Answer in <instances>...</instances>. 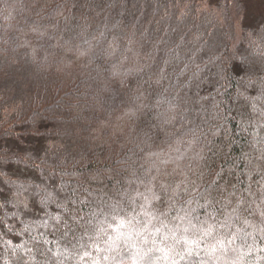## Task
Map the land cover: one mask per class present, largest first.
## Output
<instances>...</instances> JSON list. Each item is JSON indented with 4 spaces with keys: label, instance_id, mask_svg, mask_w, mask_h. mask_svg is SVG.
I'll use <instances>...</instances> for the list:
<instances>
[{
    "label": "clouds",
    "instance_id": "1",
    "mask_svg": "<svg viewBox=\"0 0 264 264\" xmlns=\"http://www.w3.org/2000/svg\"><path fill=\"white\" fill-rule=\"evenodd\" d=\"M98 2L0 0L91 153L0 151V264H264V25Z\"/></svg>",
    "mask_w": 264,
    "mask_h": 264
},
{
    "label": "trees",
    "instance_id": "2",
    "mask_svg": "<svg viewBox=\"0 0 264 264\" xmlns=\"http://www.w3.org/2000/svg\"><path fill=\"white\" fill-rule=\"evenodd\" d=\"M164 8L171 6L173 15L181 9H187L191 17L199 12L201 19H206L205 9L215 12L223 27H217L213 36H219L223 31L243 26L245 29H258L264 25V1L256 13L248 0H159ZM73 12L84 11L85 0H72ZM104 6V0L96 5ZM138 7L136 0H128L129 12ZM52 87L35 76L33 69L26 63L9 65L6 61L0 63V151L9 153L17 150H30L39 155L48 152L51 146L53 153H71L77 156L81 153L91 155L88 140L90 129L61 121V114ZM107 134V130H103ZM60 145L63 151L60 152ZM26 146V147H25ZM12 165L7 169L11 170ZM19 173V170H16ZM3 194L0 193V196Z\"/></svg>",
    "mask_w": 264,
    "mask_h": 264
},
{
    "label": "rangeland",
    "instance_id": "3",
    "mask_svg": "<svg viewBox=\"0 0 264 264\" xmlns=\"http://www.w3.org/2000/svg\"><path fill=\"white\" fill-rule=\"evenodd\" d=\"M252 6V11L259 13L263 12L262 10H259V5L264 1V0H248Z\"/></svg>",
    "mask_w": 264,
    "mask_h": 264
}]
</instances>
